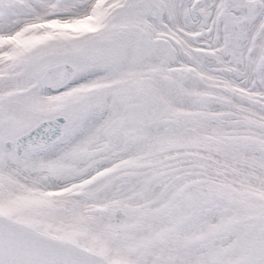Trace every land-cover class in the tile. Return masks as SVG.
I'll return each mask as SVG.
<instances>
[{"label": "snow or ice", "instance_id": "obj_1", "mask_svg": "<svg viewBox=\"0 0 264 264\" xmlns=\"http://www.w3.org/2000/svg\"><path fill=\"white\" fill-rule=\"evenodd\" d=\"M0 264H264V0H0Z\"/></svg>", "mask_w": 264, "mask_h": 264}]
</instances>
